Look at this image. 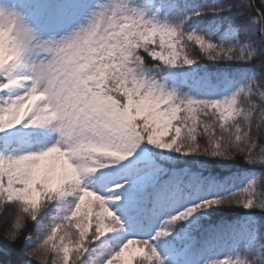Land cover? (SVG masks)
Masks as SVG:
<instances>
[{
  "label": "clouds",
  "instance_id": "clouds-1",
  "mask_svg": "<svg viewBox=\"0 0 264 264\" xmlns=\"http://www.w3.org/2000/svg\"><path fill=\"white\" fill-rule=\"evenodd\" d=\"M22 2L0 0V131L16 126L27 128L44 121L48 143L0 154V170L5 160L10 170L21 169L16 179L22 191L14 198L19 211L5 233L10 243L17 242L28 220H37L36 214L25 207L29 189L24 185L28 183L26 177L32 163L52 154L66 159L67 166L55 189L47 185L44 189L59 191L64 184L79 182L82 194L71 213L75 217L86 209L85 196L104 199L89 187L98 170L128 159L142 145L167 149L163 146L171 142L166 140L173 138L164 136L166 118L176 119L179 124L197 111L215 117L217 108L236 104L239 91L223 99L198 100L187 91L160 82L165 74L162 66L176 62L178 43L182 42L184 52L195 61L201 56L209 57L201 46L196 50V41L188 38L195 32L183 30V20L173 23L160 18L159 0H35L39 6L35 14L25 11ZM223 7L231 8L233 4L228 2ZM248 8L255 9L251 18L259 23L264 35V0L260 4L251 0ZM174 29H179L178 39L168 44L165 37L173 39ZM241 48L242 60L251 61L256 56L255 48ZM241 48L233 49L232 59L238 60L235 56ZM233 110L240 114L239 108ZM41 112L47 115L41 116ZM244 115L247 119L251 113L245 111ZM219 118L224 127L223 112ZM235 128L239 133L240 125L235 124ZM193 139L186 138L183 147L190 148ZM248 139L249 133L244 132L234 139L226 134L216 142L223 145L228 159L236 160L239 154L248 164L264 165V155H254L255 141L249 145ZM241 142L247 147H242ZM230 145L234 150H229ZM261 150L264 151V145ZM210 151V147L204 149L206 155ZM218 198L219 205H242L264 211V192L258 194L251 181L235 192V197ZM21 200L23 204L19 203ZM183 213L190 215L187 209ZM183 213H177L174 219L181 218ZM108 215L122 227L114 212L109 211ZM77 227L82 233L89 228L84 223ZM170 227L173 231L175 224ZM101 229L105 233L116 231L104 224ZM56 230L52 228V232ZM137 241H124L113 255L119 257ZM143 243L154 257L153 264H166L155 246ZM225 259L227 264H264V239L254 237L245 244L244 251ZM212 262L205 260L203 264ZM101 264H112V257L102 258Z\"/></svg>",
  "mask_w": 264,
  "mask_h": 264
},
{
  "label": "trees",
  "instance_id": "trees-1",
  "mask_svg": "<svg viewBox=\"0 0 264 264\" xmlns=\"http://www.w3.org/2000/svg\"><path fill=\"white\" fill-rule=\"evenodd\" d=\"M163 2H176L177 7L170 12V9L164 10L167 20L175 23L183 20V30L194 31L196 34L204 37L209 42L222 45L225 48H241L247 45L249 49H256V56L251 61L246 60H228V59H209L201 56L192 65L196 68L194 79L187 85L179 86L177 89L187 91L198 100H212L207 93L206 87L215 81V76L222 74H246L253 76V93L250 97L249 112L250 116L239 117L233 121H224V127H221L220 114L225 113L221 107L216 109V116L205 115L199 111L188 116L186 121L172 125V134L177 136V140L183 142L186 138L191 139L193 134L196 137L195 143L199 145L195 153H178L175 151V145L171 159L165 160L159 157L161 169L155 173L157 184L148 193L146 206L148 209L167 211V215L156 220L147 212H129L127 210L115 212L120 218L123 228L119 229L114 217L108 216L106 223L117 231L129 233V231L138 234L146 232L147 238L153 237L161 224L170 215L179 210L204 200L201 194L187 188V181L191 174H202L207 179L217 180L219 186L216 188V198L228 196L237 192L247 185L244 177L252 173L257 174V180L254 185L256 192H264V168L259 165L248 164L237 156L236 160L228 159L225 156L206 155L204 149L210 147V141H219L221 136L226 134L243 136L244 132L249 133L248 144L255 141L253 154L257 157L264 155L261 145H264V35L260 33L259 23L253 21L251 16L256 14L255 9H249L251 0H162ZM231 2L233 7L224 8L225 3ZM261 0H256L260 4ZM23 5V2H22ZM21 5V6H22ZM220 9V11H214ZM198 13V14H196ZM167 47V44H166ZM198 51V45L195 46ZM168 52L165 51V55ZM199 55V53H196ZM163 70V66H162ZM195 107V105H194ZM184 109L181 106V112ZM226 117V116H225ZM235 124L240 125V132H236ZM227 130V132H226ZM39 138H42L37 134ZM223 146V145H222ZM242 147H247L241 142ZM229 150L232 149L231 145ZM123 173H114L109 178L95 180L89 184L92 190L100 195L114 187V182L119 179ZM133 185L132 182H129ZM79 182H72L67 185L70 193V203L72 210L63 216L48 214L47 207L52 208V200L49 198L43 200L37 207L31 204H25L29 212H34L37 216L36 221L28 220L22 228L20 238L16 243H10L5 238V233L10 228L13 218L18 214L17 203L15 200L7 201L0 198V221H4L0 226V264H62L65 246L78 247L83 235L77 227L78 224H87V218L105 205L102 198L87 197L86 209L79 215H71L74 210L78 197L82 194ZM187 193L189 197L187 198ZM23 204L24 200L19 201ZM207 210V211H206ZM135 213V214H134ZM250 215L258 218L256 223L257 236L264 239V211L255 208H244L242 205H216L208 209L201 210L185 221L175 224L174 230L169 235H189L196 239V242L202 237L211 236L223 227H228L237 222L246 220ZM58 226V227H57ZM56 227V232L52 228ZM27 237V239L25 238ZM156 240H153L154 244ZM145 245L143 241H137ZM242 247L239 252L244 251ZM33 251L37 255L33 256ZM207 260H222L221 254L215 251ZM85 257L82 256V250L78 249L72 254L70 264H83ZM204 262V261H203ZM197 257L195 260L186 258L179 264H203ZM141 264V262H139Z\"/></svg>",
  "mask_w": 264,
  "mask_h": 264
},
{
  "label": "rangeland",
  "instance_id": "rangeland-1",
  "mask_svg": "<svg viewBox=\"0 0 264 264\" xmlns=\"http://www.w3.org/2000/svg\"><path fill=\"white\" fill-rule=\"evenodd\" d=\"M162 5V11L159 13L161 19H165V15L162 14L163 10L168 7V4L159 0ZM171 7L176 8L175 2L170 3ZM25 11L30 14H35L39 6L35 0H24L22 5ZM168 44L175 43L174 38L169 39L165 37ZM178 51V49H177ZM169 55V53L167 54ZM163 76L160 82L170 87L178 88L181 85L187 84L193 79L195 69L192 65L183 63L180 55H178L175 64L163 66ZM253 76L246 74H234V75H221L217 77L214 83L209 84L208 94L213 99H223L230 96L237 89L236 104L230 106L224 104L221 106L225 116L228 120H235L239 117L245 116V111L249 112V105H247L250 97L253 93ZM250 89V90H249ZM3 97V94H0ZM234 108L240 109V114L237 115ZM232 111L233 115L229 116L228 112ZM142 115V113H137ZM41 116H46L47 113L41 112ZM168 119V123L164 131L165 138L174 137L172 134V125L176 119ZM46 127V122L29 126L27 128L23 126H16L12 129H6L0 131V154L6 150H27L28 148H34L43 146L48 143L47 131L43 128ZM39 134L42 138L37 136ZM166 142H172L166 140ZM159 149L150 145H142L136 153L128 159L119 162L115 165H110L108 168L98 170L93 175L90 182L96 179H106L116 172H122L126 176L118 179L114 182L115 187L109 189L106 195H113L119 197L115 202L111 204V208L114 212H120L123 210L134 211L142 213L146 211V194L152 189L157 180L154 177L155 172L160 169L156 158L170 160L173 149ZM67 166V161L63 156L52 154L50 156L43 157L30 165L31 171L26 177L28 183L24 185V188L29 189L28 195L25 198L29 204L33 207H37L43 200L47 201L49 197H52V208L47 207L48 214L56 216H63L64 214L72 210V205L69 201V191L67 190V184L61 186L59 191L46 192L44 185H47L55 189L59 178ZM21 172L19 168L9 169L8 161L5 160L3 169L0 170V198L12 201L19 192L22 191L20 187H17L19 181L16 179V174ZM12 176L10 180L9 177ZM248 184L255 178L257 180V174L252 173L244 177ZM207 179L202 175H192L187 183V187L193 191V194H201L204 200L216 198V188L219 185L217 180L206 181ZM132 182L133 185H129ZM11 192V195H9ZM190 193L186 195L188 198ZM107 205L89 216L87 218V225L89 226L87 235H83L85 239L81 240L78 247L65 246L62 250L63 262L62 264H70L72 254L78 253V249L82 250V256L85 257L83 264H101L102 258H105L107 253H111L112 264H153V255L148 251L145 245H141L138 242L131 244L129 248L124 251L119 257L113 255L114 246L123 243L128 238H138L132 231L129 233H122L120 231L115 232H103L101 225H107L106 218L109 216L108 211H105ZM207 211V210H206ZM150 214L156 219H159L162 215L156 210L149 211ZM258 218L255 215H250L246 220L237 222L234 225L223 227L219 232L213 233L211 236L203 237L198 245L196 241L188 235H172L159 237L155 243V247L162 257L165 258L166 264H177L179 261H183L187 257L195 256L202 261H205L214 251H218L222 259L231 257L234 252H239L245 244L257 236L256 223ZM4 221H0V226ZM108 226V225H107ZM109 228H112L108 226ZM99 230V231H98ZM97 239H93V237ZM145 237V233H142L141 238ZM94 241V242H93Z\"/></svg>",
  "mask_w": 264,
  "mask_h": 264
},
{
  "label": "snow or ice",
  "instance_id": "snow-or-ice-1",
  "mask_svg": "<svg viewBox=\"0 0 264 264\" xmlns=\"http://www.w3.org/2000/svg\"><path fill=\"white\" fill-rule=\"evenodd\" d=\"M214 11H220V9H215ZM196 14H198V13H196ZM172 31H173V38L178 39V37L176 36V33L179 32V29H174ZM188 38L193 40V41H196L197 45L201 46V50L203 51L204 54H206L209 57V59H213V60L228 59V60H231L233 58V55H234L233 48H225L222 45L213 44V43L209 42L208 40H206L204 37H202L196 33H190ZM177 49H178L177 54L181 56L183 63H185L187 65H191L195 62V60L191 56L187 55V53L184 52L183 47H182V42L177 44ZM235 58L238 60L243 59V49L242 48L237 50V54H236ZM174 63H175V61H174ZM0 94H3V93H0ZM192 138H194L193 139V145L187 149H185L183 147L182 142L178 141L176 138H173L171 143H168V144L164 145L163 147H165L167 149H172L173 145L176 144L177 147L175 148V151L178 153H186V154L187 153H195L196 151H198L199 145L197 143H195L196 137L194 134H193ZM210 148H211V151L209 154L211 156H218V155L224 156L225 155L224 147L222 145H219L218 142H216V141H213L210 143ZM2 152H4V151H2ZM255 165H259L261 167H264V165H260V164H255ZM251 182H252V185L254 186L256 183L255 178ZM245 191H247V189H245ZM101 196L104 197L103 203L107 205V208L105 209V211L111 210L112 212H114L111 208V204L113 202H115L117 199H119V197L113 196L111 194L101 195ZM228 196L229 197H235V192L229 194ZM220 203H221V201L219 198H211V199L201 200L199 202H194L193 204L186 206L185 208L179 210L175 214L170 215L166 220H164L161 224V227L157 230V232L155 233V235L153 237H150L147 239H144V238H136V239L140 240V241H147L149 244L155 246L152 243V241L158 239L159 237L169 235L172 232L171 227H170L171 225H174L180 221H185L188 218L192 217L193 214H195L201 210L208 209V208H211L213 206L219 205ZM195 205H199V207H194ZM184 209H187V211H188V213H190V215L187 213H183ZM177 213H183V214H182L181 218L174 219V217L176 216ZM119 220H120V218H119ZM120 222H121V220H120ZM121 224H122V222H121ZM122 228H123V224H122V227H120L119 229H122ZM128 239H131V238H128ZM128 239H126V240H128ZM120 244H118L113 249V251H117ZM32 255L33 256L37 255L36 251H33ZM110 255H111V253H107L105 255V259H107ZM141 264H143V262H141ZM212 264H227V260L226 259L223 261L216 260V261H213Z\"/></svg>",
  "mask_w": 264,
  "mask_h": 264
}]
</instances>
